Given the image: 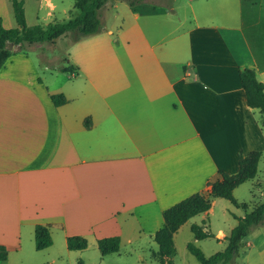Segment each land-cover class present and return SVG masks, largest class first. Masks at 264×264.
Listing matches in <instances>:
<instances>
[{"label":"crops","instance_id":"0c3cea01","mask_svg":"<svg viewBox=\"0 0 264 264\" xmlns=\"http://www.w3.org/2000/svg\"><path fill=\"white\" fill-rule=\"evenodd\" d=\"M191 2L187 19L175 7L129 6L124 26L73 44V64L46 66L50 77L28 54L0 69V264L12 255L14 264H91L84 252L114 236L120 249L158 246L165 209L208 196L220 171L238 172L241 152H264V116L247 105L240 77L253 69L264 83V0H221V24L195 25ZM58 94L65 104H54ZM37 225H50L53 241L41 251ZM70 236L87 249L69 250Z\"/></svg>","mask_w":264,"mask_h":264},{"label":"trees","instance_id":"16d2710c","mask_svg":"<svg viewBox=\"0 0 264 264\" xmlns=\"http://www.w3.org/2000/svg\"><path fill=\"white\" fill-rule=\"evenodd\" d=\"M115 0H75L74 8L79 14L65 22L50 23L46 26H28L25 16L24 0H11L17 28H5L0 18V69L6 64L16 52L9 46L22 49L25 44L35 46L39 43L55 44L58 39L67 36L71 44H75L90 36L99 34L104 29L102 10L109 2ZM134 7L148 0H127ZM63 72H73L74 67L68 66ZM242 86L246 94L247 105L258 109L264 116V83L257 79L253 69H244L241 74ZM56 106L67 102L62 94L52 95ZM85 125L90 127V119L85 120ZM263 155L262 151H251L247 154H239V170L235 174L224 171L219 172V177L210 183L208 196L195 193L186 199L163 211L164 226L155 234L154 239L159 246L156 254L160 264H174L176 255L174 235L191 218L208 212L212 207V201L216 198L229 200L237 207L247 209L249 205L239 203L234 196V191L245 182L254 179L258 173V166ZM264 220V200L239 218L238 224L228 236V247L212 257H206L201 249L193 243L188 245L189 251L199 260L200 264H229L237 255L245 237L252 227L259 225ZM192 232L197 240L205 239L211 234L199 225L192 226ZM121 238L119 236L102 238L98 240V248L102 256L118 253L120 251ZM53 244L50 225H37L35 228V246L38 251L49 248ZM67 247L71 251L85 250L88 240L82 236H70L67 238ZM8 251L5 246L0 245V262L7 260ZM78 264H85L82 259Z\"/></svg>","mask_w":264,"mask_h":264},{"label":"rangeland","instance_id":"374dc122","mask_svg":"<svg viewBox=\"0 0 264 264\" xmlns=\"http://www.w3.org/2000/svg\"><path fill=\"white\" fill-rule=\"evenodd\" d=\"M24 1L25 10H27V24L31 26H44L51 22H65L78 14L74 8L75 0H51L56 5L54 11H51L48 7V0ZM197 1L198 4L195 9H197L198 20L193 21L192 24L195 25L196 22L200 24L204 21L207 23L210 22L209 20H218L220 22L218 24H221V0H208L209 3H206V0ZM114 2L120 6L117 11H121V16H118L116 10L112 9ZM114 2H109L108 6L106 5L108 7L106 20H104L102 14L104 29L101 33L106 30V24L116 30L129 21V19L128 21L124 19L126 14L123 12L124 9H128L130 6L129 2L127 0H115ZM202 3L204 7H201ZM191 4V0H148L134 7L149 5L152 8L167 10L175 7L178 18L187 19L191 17ZM104 9L102 10L103 13ZM0 18L3 19L5 26L9 28L17 27L11 0H0ZM186 25L188 26L189 22H186ZM34 45L33 47L25 44L22 49L14 46L9 47L16 52L15 54H28L31 63L35 67V72L40 77H50V72H48L46 66L51 65L52 68L53 65L73 64L72 57L69 54H72L74 45L71 44V39L67 36L61 37L55 44L45 42ZM234 196L239 203H245L249 207L244 209L235 206L226 199H213L212 207L208 213H202L191 218L188 223L178 230L174 236L176 247V255L173 258L174 264H200L199 260L188 249L190 243L201 249L206 257H212L227 249L228 236L238 224L239 218L251 212L264 200V152L259 162L257 176L235 189ZM195 224L204 227L211 236L197 240L192 232V226ZM219 233L222 235L218 237ZM53 249L58 251L57 246ZM158 249L159 247L156 244L132 249L123 247L120 249V254L107 255L102 261L100 251L96 248H90L84 252V258L91 264H158L153 257V253ZM72 255L77 254L72 253ZM13 260L15 258L12 255L10 259L12 264H14ZM66 261L71 262L70 259L65 258L64 262L66 263ZM77 262L75 264H78ZM58 264H62L61 261ZM229 264H264V220L259 225L251 228L240 246L238 255Z\"/></svg>","mask_w":264,"mask_h":264}]
</instances>
